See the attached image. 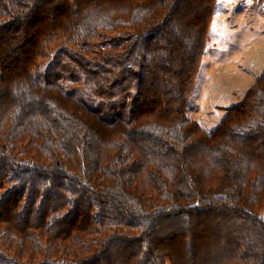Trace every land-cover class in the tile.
I'll use <instances>...</instances> for the list:
<instances>
[{"label": "trees", "instance_id": "1", "mask_svg": "<svg viewBox=\"0 0 264 264\" xmlns=\"http://www.w3.org/2000/svg\"><path fill=\"white\" fill-rule=\"evenodd\" d=\"M218 0H0V264H264V72L188 113Z\"/></svg>", "mask_w": 264, "mask_h": 264}, {"label": "rangeland", "instance_id": "2", "mask_svg": "<svg viewBox=\"0 0 264 264\" xmlns=\"http://www.w3.org/2000/svg\"><path fill=\"white\" fill-rule=\"evenodd\" d=\"M226 3L227 10L222 5ZM257 0H218L188 113L212 131L264 72V7Z\"/></svg>", "mask_w": 264, "mask_h": 264}, {"label": "crops", "instance_id": "3", "mask_svg": "<svg viewBox=\"0 0 264 264\" xmlns=\"http://www.w3.org/2000/svg\"><path fill=\"white\" fill-rule=\"evenodd\" d=\"M257 1L262 2V3H260V5H261L262 7H264V0H257ZM222 8H223V10H225V12H226V10H227L226 3L222 5ZM257 77H258V76H257Z\"/></svg>", "mask_w": 264, "mask_h": 264}]
</instances>
